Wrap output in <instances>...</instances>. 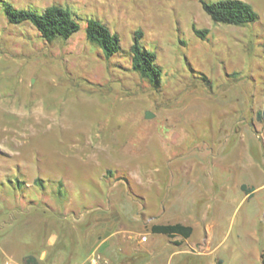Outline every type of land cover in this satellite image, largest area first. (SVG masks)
<instances>
[{"label":"rangeland","instance_id":"obj_1","mask_svg":"<svg viewBox=\"0 0 264 264\" xmlns=\"http://www.w3.org/2000/svg\"><path fill=\"white\" fill-rule=\"evenodd\" d=\"M202 1L0 0V264L45 249L46 261L81 263L103 238L115 264L185 261L175 246L125 245L138 229L114 207L132 215L144 196L147 209L203 215L191 240L210 247L188 261L262 264L251 249L264 244V0H245L258 14L246 25L214 22ZM4 2L69 7L80 29L49 41L10 22ZM91 17L119 33V54L87 39ZM136 30L158 85L132 66Z\"/></svg>","mask_w":264,"mask_h":264},{"label":"trees","instance_id":"obj_2","mask_svg":"<svg viewBox=\"0 0 264 264\" xmlns=\"http://www.w3.org/2000/svg\"><path fill=\"white\" fill-rule=\"evenodd\" d=\"M5 3L7 18L12 23L31 22L41 35L51 41L57 37L68 38L80 29V23L69 7L52 4L38 11L32 8H17L8 2ZM202 7L214 22L230 25H246L258 18L257 12L245 0H216L202 1ZM195 32L204 38L208 30L194 27ZM87 39L99 46L106 58H110L122 51L119 33L98 18H89L86 26ZM144 33L136 30L133 43L130 46V55L134 70L147 78L151 83L158 85L162 76V68L156 63L155 51L143 46L141 39ZM262 114V113H260ZM264 116V114H262ZM39 181V178L37 179ZM152 231L167 234L171 237L180 234L191 236L193 227L182 223L154 224ZM264 264V254H262ZM25 264H40L34 255L25 259Z\"/></svg>","mask_w":264,"mask_h":264},{"label":"crops","instance_id":"obj_3","mask_svg":"<svg viewBox=\"0 0 264 264\" xmlns=\"http://www.w3.org/2000/svg\"><path fill=\"white\" fill-rule=\"evenodd\" d=\"M150 180V178L145 179L144 182H148ZM146 196L142 197L141 201H145L142 204H139L137 206V211L134 212V214L130 215L129 213H131V211H127L126 210V206L123 204L122 206L118 207L115 206L114 210H115V215L117 216V219H123V217L126 219V226L129 227H137V234L136 237H131L130 238H123L124 243H126L125 245H128V247H132L133 250H138L139 252H141L143 255H147L150 252H159L160 249L162 248V246H167V247H172L175 246L177 247L179 250L175 249L173 251V253H182L185 256L182 258L185 261H175V264H206V261H188L189 258V254L192 252V249L195 248L197 253H202L204 251H207L209 249V245L208 242L209 241V237H206V241L204 242H194L191 240V236L195 230V226L194 223L196 224H201L202 220L204 221L205 218L203 217V215H194L193 213H190V215H184V214H176V213H172L171 208L169 209V211H167V209L165 208H161L160 201H157V203L155 204L154 201V205L156 206L155 210L154 209H147V204H146ZM160 200V199H159ZM159 203V204H158ZM151 205V204H150ZM153 205V206H154ZM110 218L104 217L103 215H96V220H99L100 222H106V224H110L112 223L111 220H109ZM110 222V223H109ZM175 223H182L184 225H190L193 227V232L191 234V236L189 237H184L183 235L177 234L173 237L167 235V234H163V233H156L152 231V225L154 224H175ZM134 224V225H132ZM206 226H209L208 230H212V225L210 224H206ZM126 229V228H124ZM90 234V232H89ZM257 232L254 231V237H255V243H257ZM165 236V237H164ZM145 238V239H144ZM56 242V238L54 236H51L48 240H47V248H51L54 246ZM107 242V238H103V240H101L100 242H97L94 244L93 247L90 248V250H88V256L91 253H93L94 251H99L106 259L109 260V262L111 264H115L116 261H112L104 252H102V247L104 245V243ZM135 245H134V244ZM124 245V246H125ZM250 246V245H249ZM89 249V248H88ZM251 248H249L250 250ZM48 249H45L42 254H41V260L40 264H84L87 260L83 261V262H79V261H70V255H69V259L68 261H46V252ZM251 251L255 252L254 256L256 255V258L259 260V262L262 263V254H264V244H256V247L254 245V248L251 249ZM125 261H118V263L124 264ZM134 262L136 263V261H132V263L134 264ZM150 261H144V264H149ZM157 261H154V263H156ZM214 264H224V261H214ZM263 264V263H262Z\"/></svg>","mask_w":264,"mask_h":264},{"label":"built area","instance_id":"obj_4","mask_svg":"<svg viewBox=\"0 0 264 264\" xmlns=\"http://www.w3.org/2000/svg\"><path fill=\"white\" fill-rule=\"evenodd\" d=\"M145 239V238H144ZM2 264H25L16 261L10 256H6ZM84 264H111L108 259H106L99 251H94L89 255Z\"/></svg>","mask_w":264,"mask_h":264},{"label":"water","instance_id":"obj_5","mask_svg":"<svg viewBox=\"0 0 264 264\" xmlns=\"http://www.w3.org/2000/svg\"><path fill=\"white\" fill-rule=\"evenodd\" d=\"M152 116H153V113L152 112L146 111V113H145V117L146 118H151Z\"/></svg>","mask_w":264,"mask_h":264}]
</instances>
